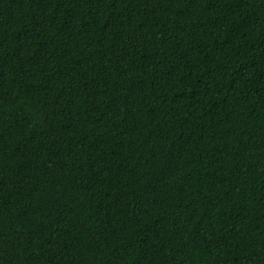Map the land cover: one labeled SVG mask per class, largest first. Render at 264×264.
<instances>
[{
  "label": "trees",
  "instance_id": "16d2710c",
  "mask_svg": "<svg viewBox=\"0 0 264 264\" xmlns=\"http://www.w3.org/2000/svg\"><path fill=\"white\" fill-rule=\"evenodd\" d=\"M0 264H264V0H0Z\"/></svg>",
  "mask_w": 264,
  "mask_h": 264
}]
</instances>
